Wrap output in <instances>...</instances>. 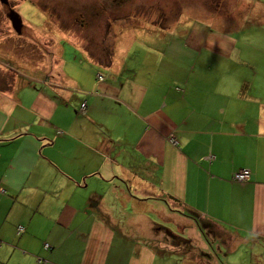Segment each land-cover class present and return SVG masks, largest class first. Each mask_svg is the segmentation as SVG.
<instances>
[{
  "label": "crops",
  "instance_id": "crops-1",
  "mask_svg": "<svg viewBox=\"0 0 264 264\" xmlns=\"http://www.w3.org/2000/svg\"><path fill=\"white\" fill-rule=\"evenodd\" d=\"M241 2L239 18L171 38L114 32L111 54L104 33L94 49L55 38L62 65L73 51L91 56L89 82H68L64 66V82L28 68L10 76L1 57L19 38L0 15V264L264 259V48L250 49L242 29L245 18L264 26V1ZM149 39L151 52L130 48ZM210 57L250 64L234 80ZM31 77L39 88L27 92ZM241 169L249 176L235 180ZM149 198V210L126 208ZM187 210L209 220L212 240Z\"/></svg>",
  "mask_w": 264,
  "mask_h": 264
},
{
  "label": "rangeland",
  "instance_id": "rangeland-1",
  "mask_svg": "<svg viewBox=\"0 0 264 264\" xmlns=\"http://www.w3.org/2000/svg\"><path fill=\"white\" fill-rule=\"evenodd\" d=\"M241 1L242 0H0V15L10 21L12 26L10 33H13L16 37L18 36V46L20 48L19 50L9 52L5 58L1 57V60L3 59L4 65L8 67L9 71L11 69L15 70L17 73V71L21 69L20 72L25 73L24 69L28 68V73L30 75L34 73V75L37 76L40 75V73H46L43 77H48L51 82L54 80L61 82L65 81V76L62 71L64 66V71L70 76L68 77V82L71 80L80 81L84 75L85 78L87 77L85 70L90 67L91 56H88L86 52H74L67 47L65 55L73 51L72 57L75 60H68L67 62L65 60V65H62L63 59L58 56V52L55 53L57 49L56 44L59 46V43L55 42V38L59 39V37L63 36H69L70 38L72 35L76 38L77 43H80V41L85 43V41L89 42L90 40L89 48L94 49L97 39L102 37V33H104L105 45L102 48L103 51L104 48H106L111 54V49L114 47V32H132L144 35V31H160L168 33V36L171 38L173 34L183 32L184 28L182 27L190 29L189 31L191 32V30L196 29L194 28L195 25H203L204 20L207 19L220 18L224 21V18L228 15L231 17L237 16L239 18L241 15L245 14L243 12L245 11V5L241 6V4H243ZM236 4H238V6ZM8 13H12L18 17L21 25L20 28H17L12 23ZM245 19V27H242V29L247 34L250 49L255 47L256 52L261 53L260 50L264 48V26L257 25L256 22H252V25H250L249 19ZM211 27L212 28L209 29L211 33L219 31L218 26ZM229 32L237 31L230 30ZM92 35L95 38L94 40ZM9 40L12 41V39ZM64 42L65 41H62L60 44L62 45ZM151 43L152 41L149 39V43L139 42L136 46L131 45L130 48H138L146 52H151V48H153ZM125 47L126 46H123L121 49H125ZM188 47L193 46L188 45ZM11 53L13 54L12 56ZM186 53L188 54L187 50ZM258 57H260V54ZM210 58L215 62L221 61L222 63H219L220 65L224 63V65L227 66V76L234 80L235 78H240V70L245 72V66L250 64L249 62H239L234 60V58L232 62L226 63L219 58ZM210 58L208 60H210ZM235 65H241L240 69L233 70L232 68ZM44 66L45 68H43ZM36 68H43L44 70L42 69L38 72ZM33 70L34 72H32ZM214 71L216 72V70ZM9 74L12 76L13 71H10ZM99 77L101 76H98V78ZM30 79H33V81L24 87V90L27 92L28 90L33 91L39 88V85L34 81L36 77H31ZM85 81L89 82L90 77H87ZM77 92L78 95L82 96L80 91ZM82 109H84V107H82ZM91 187L92 186L89 185V189H91ZM98 190L93 191L98 192ZM108 192H110L108 197H112L113 191L109 189ZM150 197L155 198L156 196ZM137 199H140V197ZM155 199L157 200L158 198L156 197ZM155 199L152 200V198H149L148 200L140 201L141 203L139 202L135 207L131 205L125 207L129 209L135 208L139 211L143 209L149 210V205L153 206L156 204ZM194 221L196 222V220ZM198 228L200 230L199 235L204 239L212 240L209 235H207V230H203L199 226ZM18 229L22 231L23 227L18 226ZM45 247H47V244H45ZM188 249L190 250L191 248ZM214 249L215 248H213V250ZM199 255L201 254L199 253ZM240 255L241 254H238L237 257ZM222 257V261H229L228 258ZM242 262H239V264H243ZM244 264H264V259L259 257H254V259H252V257H250Z\"/></svg>",
  "mask_w": 264,
  "mask_h": 264
},
{
  "label": "trees",
  "instance_id": "trees-1",
  "mask_svg": "<svg viewBox=\"0 0 264 264\" xmlns=\"http://www.w3.org/2000/svg\"><path fill=\"white\" fill-rule=\"evenodd\" d=\"M100 79V77H99ZM191 218H193L194 220H196V223L198 224V226L200 228H202L203 230H205L206 228L209 227V220L204 219L202 217H200V215H198V213L193 212L192 210H187L186 212Z\"/></svg>",
  "mask_w": 264,
  "mask_h": 264
},
{
  "label": "built area",
  "instance_id": "built-area-1",
  "mask_svg": "<svg viewBox=\"0 0 264 264\" xmlns=\"http://www.w3.org/2000/svg\"><path fill=\"white\" fill-rule=\"evenodd\" d=\"M81 107H84V103L81 105ZM248 176H249V170L248 169H241V170L236 171L233 174V178L235 180H239V181L246 179Z\"/></svg>",
  "mask_w": 264,
  "mask_h": 264
},
{
  "label": "water",
  "instance_id": "water-1",
  "mask_svg": "<svg viewBox=\"0 0 264 264\" xmlns=\"http://www.w3.org/2000/svg\"><path fill=\"white\" fill-rule=\"evenodd\" d=\"M13 13V12H12ZM12 13H8L9 16L11 17V20H12V23L17 27V28H20V22H19V19L16 15H13Z\"/></svg>",
  "mask_w": 264,
  "mask_h": 264
}]
</instances>
